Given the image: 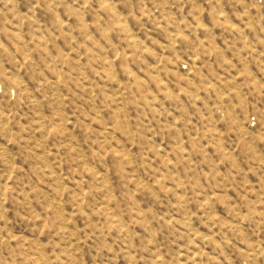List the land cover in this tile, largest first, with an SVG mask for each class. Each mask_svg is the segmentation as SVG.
<instances>
[{
    "label": "rangeland",
    "instance_id": "374dc122",
    "mask_svg": "<svg viewBox=\"0 0 264 264\" xmlns=\"http://www.w3.org/2000/svg\"><path fill=\"white\" fill-rule=\"evenodd\" d=\"M0 264H264V0H0Z\"/></svg>",
    "mask_w": 264,
    "mask_h": 264
}]
</instances>
